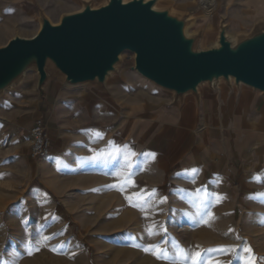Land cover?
I'll use <instances>...</instances> for the list:
<instances>
[{
	"label": "rangeland",
	"instance_id": "rangeland-1",
	"mask_svg": "<svg viewBox=\"0 0 264 264\" xmlns=\"http://www.w3.org/2000/svg\"><path fill=\"white\" fill-rule=\"evenodd\" d=\"M11 2L0 0V46L14 36L28 38L34 35L41 14L52 23L56 21L55 13L39 12L29 17L24 14L25 10L11 5ZM216 3L217 0H213L211 12H208L197 0L200 15L193 14L196 7L178 13L186 20L188 36L195 37L196 49L215 44H211L206 35L209 33L208 17L217 12ZM46 74L43 84L38 87L37 71L29 67L0 91V264H157V256L153 254L155 248L145 250L146 246L156 244L148 245V242L158 243L165 239L167 243L163 248L174 249L179 246L171 240L175 236L182 238L187 246L189 239L197 241L201 237L202 243L197 241L198 244L194 245L201 254L204 249H228L208 252L210 257L206 263L201 261L200 264H264V217L262 227H257L254 226L253 213L244 223L243 215L233 208H188L192 212L181 215L174 208H168L172 205L168 194L173 189L169 184L162 186L166 199L151 197V208H141L139 194L145 184L135 180L142 175L140 170L132 174L133 181H126L122 176L110 181L108 174H103L101 181L58 179L61 175L57 171L43 167L38 164L39 158L29 156L28 131L31 125L28 128L20 125L43 93L45 83L57 91L54 109L59 125L63 126L69 124L72 117L89 115L76 102L66 100L65 94L112 89L118 92L120 99L114 117L117 132L120 133L124 124L132 121L134 131L125 139L137 141L142 126L148 124L146 119H141L144 112L150 109L154 113L160 104L171 99L182 100L194 93L176 97L173 91L143 77L134 69V53L130 51L119 55V61L103 83L70 84L51 63L47 65ZM219 84L236 85L234 81L221 78L213 83L200 84L198 92ZM238 86L244 87L243 84ZM126 96L132 99L126 100ZM61 103L66 110H57L63 107ZM92 112L90 109V115ZM150 118H154L153 114ZM150 123L158 125V120L155 118ZM100 124L108 126L110 121L100 122L89 117L75 127ZM75 127L68 126L65 131H74ZM105 155L102 152V160L108 162ZM132 159L135 166L141 162L137 155ZM150 162L149 175L154 176L156 159L151 157ZM111 191L118 195L119 202H115ZM126 202L133 203L135 208H123ZM165 206L167 208H163ZM26 248L31 249L30 255ZM244 248L251 251L244 252Z\"/></svg>",
	"mask_w": 264,
	"mask_h": 264
},
{
	"label": "crops",
	"instance_id": "crops-1",
	"mask_svg": "<svg viewBox=\"0 0 264 264\" xmlns=\"http://www.w3.org/2000/svg\"><path fill=\"white\" fill-rule=\"evenodd\" d=\"M11 1V5L25 10L24 14L29 17L39 12L47 15L55 13L57 16L53 23H57L64 13L80 10L86 1L96 7L107 0ZM156 3L177 14L189 12L192 7H196L193 14H201L197 0H156ZM216 7L217 12L208 17L209 33L206 38L211 44L216 43L221 24L225 26L227 35L237 38L264 23V0H217ZM54 89L48 83L43 85V93L20 125L28 128L36 117H42L46 122L50 150L47 155L38 157V164L57 171L61 175L58 179L101 181L103 174H108L110 181L121 176L126 181H133L132 174L140 170L142 175L135 180L145 184L139 194L142 197L141 208H151V197L159 200L166 198L162 186L169 184L173 189L168 194V201L172 204L168 208H174L181 215L188 211L191 213L188 208H233L243 215L244 223L253 213L254 226L262 227L264 92L246 85L233 87L219 84L200 89L198 95L185 96L178 101L171 99L166 104H160L154 113L150 109L144 112L141 119H146L148 124L142 126L139 140L128 141L125 138L133 133L134 123L124 124V129L117 132L114 117L117 116L115 108L120 100L118 92L89 89L65 94L66 100L76 102L89 115L72 117L69 124L63 126L59 125L54 109L57 98ZM125 99L132 98L126 96ZM61 104L63 107L57 110H66L64 103ZM90 109H93L92 115ZM151 114L153 119L158 120V125L150 123L153 121ZM89 117L100 122L109 120L110 125L75 127ZM68 126L77 129L66 132ZM97 132L100 137H97ZM91 146L93 148H89ZM102 152L108 162H103ZM133 155L141 157L136 166L132 161ZM94 156L98 158L91 159ZM113 156L115 158H110ZM151 157L156 159L157 164L154 176L149 175ZM198 189L201 191L197 195ZM111 195L115 202H119L116 193L111 191ZM132 204L126 202L123 208H135ZM171 240L179 246L169 249L171 259L157 258V264H181L177 259L179 249L188 250L189 255L195 253L197 247L194 245L201 241V237L197 241L189 239V246L182 238L175 236ZM157 242H148V245L156 244L163 248L167 243L165 239ZM201 257V261L206 263L210 256L204 252Z\"/></svg>",
	"mask_w": 264,
	"mask_h": 264
},
{
	"label": "water",
	"instance_id": "water-1",
	"mask_svg": "<svg viewBox=\"0 0 264 264\" xmlns=\"http://www.w3.org/2000/svg\"><path fill=\"white\" fill-rule=\"evenodd\" d=\"M156 0L88 1L57 23L43 14L31 37L14 36L0 46V91L34 67L41 87L51 63L70 84L103 83L123 51L134 53V69L175 96L221 78L264 92V23L245 36L230 38L220 25L214 45L196 49L186 20Z\"/></svg>",
	"mask_w": 264,
	"mask_h": 264
},
{
	"label": "built area",
	"instance_id": "built-area-1",
	"mask_svg": "<svg viewBox=\"0 0 264 264\" xmlns=\"http://www.w3.org/2000/svg\"><path fill=\"white\" fill-rule=\"evenodd\" d=\"M202 8L211 12L213 0H200ZM29 156L38 158L48 154L50 150V136L46 122L42 117H36L28 131Z\"/></svg>",
	"mask_w": 264,
	"mask_h": 264
},
{
	"label": "snow or ice",
	"instance_id": "snow-or-ice-1",
	"mask_svg": "<svg viewBox=\"0 0 264 264\" xmlns=\"http://www.w3.org/2000/svg\"><path fill=\"white\" fill-rule=\"evenodd\" d=\"M88 131H93V130H88ZM97 137H100L101 134L99 132L96 133ZM111 143V142H110ZM155 154H153L154 156ZM98 156H94V157H91V159H97ZM110 158H115L114 156L113 157H110ZM126 163L127 160H126ZM130 166V164H129ZM201 190H196V193L198 195V193L200 192ZM189 195H193L192 193H189ZM166 199V198H164ZM206 207V205H205ZM166 231V230H165ZM153 248H155V251L153 252L154 255L157 256L158 259H171V255L169 253V250L167 248H161L159 245H155V246H146L145 247V250L146 251H150L152 250ZM38 250V249H36ZM227 251L228 249H204L203 251L204 252H214V251ZM25 251L27 252V254H31V249L30 248H26ZM244 252H250V248H244L243 249ZM177 259L181 261V264H189V261H190V264H200V261L202 259L201 257V251H196L195 253H192L191 255H189V251L188 250H185V249H179L178 253H177Z\"/></svg>",
	"mask_w": 264,
	"mask_h": 264
},
{
	"label": "bare ground",
	"instance_id": "bare-ground-1",
	"mask_svg": "<svg viewBox=\"0 0 264 264\" xmlns=\"http://www.w3.org/2000/svg\"><path fill=\"white\" fill-rule=\"evenodd\" d=\"M156 6H157V5L155 4L154 7L157 8ZM184 31H185L186 34H188V27H187V25L185 26ZM229 37H230V36H229ZM231 81H233V79H232V78H229V82H231ZM240 84H242V83L237 84V86L240 85ZM243 85H244V84H243ZM246 86H247V85H246ZM170 91H171V90H170Z\"/></svg>",
	"mask_w": 264,
	"mask_h": 264
}]
</instances>
